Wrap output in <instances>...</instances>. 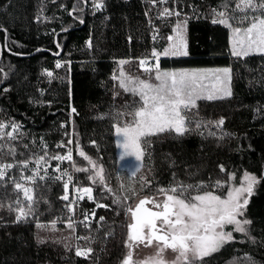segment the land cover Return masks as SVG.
I'll return each mask as SVG.
<instances>
[{
  "label": "trees",
  "instance_id": "obj_1",
  "mask_svg": "<svg viewBox=\"0 0 264 264\" xmlns=\"http://www.w3.org/2000/svg\"><path fill=\"white\" fill-rule=\"evenodd\" d=\"M89 1L0 0V129L10 133L15 127L0 144V162L57 155L58 143H73L80 182L95 195L78 207V217L94 211L105 218L104 226L82 231L86 241L81 247L93 253L76 257L72 243L67 249L36 238L38 224L62 216L63 186H28L31 204L21 196L24 186H0V264H122L128 259L130 231L142 222L131 216L135 197L169 192L188 203L205 193L223 197L245 174L259 184L253 200L264 188V55L232 54L229 29L213 22L229 0H98L96 10ZM252 4L264 14V0ZM255 6L248 5L254 19ZM166 8L192 16L183 57L162 56L173 30L160 17ZM251 22L232 26L247 29ZM37 50L43 51L28 58L14 55ZM155 55L161 57L162 71L230 69L232 96L200 100L185 110L181 136L166 132L145 138L140 184L121 185L115 128L131 120L140 103L117 93L115 76L119 62ZM251 213L248 241L230 242L220 255L188 258L183 264H264V207Z\"/></svg>",
  "mask_w": 264,
  "mask_h": 264
},
{
  "label": "rangeland",
  "instance_id": "obj_2",
  "mask_svg": "<svg viewBox=\"0 0 264 264\" xmlns=\"http://www.w3.org/2000/svg\"><path fill=\"white\" fill-rule=\"evenodd\" d=\"M97 2L98 0L89 1L92 9H98ZM232 2H234L233 5ZM250 4L255 6L252 0H229L221 5V9L213 20L214 23L229 29L231 51L234 56L264 55V14L259 7L255 6L254 11L257 16L254 19L248 10ZM226 9L231 10L226 13L224 12ZM240 13H243L242 19ZM160 17L167 19L166 22L173 25L172 34L167 39L162 56L168 58L185 56L187 54L185 27L192 16L185 13L184 9L180 12L177 9L166 8L161 11ZM247 21H252L247 29L232 26V22L244 26ZM160 59L159 55H155L148 60L119 62L115 76L117 93L138 98L140 103L132 119L124 121L125 124L115 128L117 171L121 185H125L127 181L140 182L138 176L143 170L142 141L145 138L166 132L181 136L185 133L183 117L185 110L195 108L200 100L215 101L232 96L230 69L162 71L159 68ZM57 65L61 66L62 62H58ZM6 129H0V144L5 136L13 134L15 127L10 133H2ZM39 156L38 158L31 156L27 161H18L17 164L52 162L55 154L50 152ZM73 166L76 184L91 190L89 185L82 186L80 182L76 159ZM4 185L6 184L0 186ZM258 188L259 184L255 176L245 174L238 184L231 185L223 197L214 193H205L188 203L182 197L169 192L166 193L167 195L159 196L161 204L165 205L162 216L167 215L168 220L157 221L156 227L167 231L168 234L190 233L192 238L185 241L184 247L180 248L174 243L168 244L157 240L152 234L153 229L150 225L142 223L138 229L140 234H136L135 238L130 231L131 240L129 239L127 246L128 259L122 264H183L188 258L201 259L220 255L225 245L230 242L249 240L251 211L258 212L264 207V188H261V196L253 200L257 197ZM20 191L24 201L31 204L34 199L32 189L25 187ZM94 199L95 195L88 200L94 201ZM139 199L141 198L138 196L134 198V205L139 202ZM96 205L97 209L102 207L100 204ZM24 216L25 214L19 211L18 220H23ZM62 219H65L63 214L53 223L38 224L37 240L39 242L50 240L66 245L67 249H70L72 243L76 257L89 258L93 249L88 246L81 247L86 241V235L82 231L89 233L94 229L82 228L81 225L66 226L62 223ZM131 223L134 225L133 219ZM174 223L177 224L176 227L172 226ZM60 226L66 228H60ZM138 230L132 228V233ZM89 236L93 234L90 233Z\"/></svg>",
  "mask_w": 264,
  "mask_h": 264
},
{
  "label": "built area",
  "instance_id": "obj_3",
  "mask_svg": "<svg viewBox=\"0 0 264 264\" xmlns=\"http://www.w3.org/2000/svg\"><path fill=\"white\" fill-rule=\"evenodd\" d=\"M55 150L58 154L54 156L52 162L22 164L0 162V185L6 184L20 188V186L28 187L46 183L60 184L63 186V192L59 200L62 205V214L65 217L62 223L76 227L81 225L82 228H93L94 226L101 228L105 218L97 217L94 211L83 218L78 217V207L94 197V193L92 188L90 190L78 186L75 182L73 143L71 145L64 142L58 143Z\"/></svg>",
  "mask_w": 264,
  "mask_h": 264
},
{
  "label": "flooded vegetation",
  "instance_id": "obj_4",
  "mask_svg": "<svg viewBox=\"0 0 264 264\" xmlns=\"http://www.w3.org/2000/svg\"><path fill=\"white\" fill-rule=\"evenodd\" d=\"M161 200H159V197H152V198H144L139 200V202L133 207L134 210L131 213L132 217L140 218L142 219L141 224H148L150 225L151 229H153L152 234L154 238H156L159 241L167 242L168 244H173L176 246H179L180 248L184 247L185 241L192 238V235L190 233L186 234H168L167 231H163L156 227L157 221L159 220H165L167 221V215L162 216L165 211L163 209L165 208V205H162ZM172 226L176 227L177 224H172ZM140 229L138 227L135 230ZM133 237L137 234H140V230L132 233ZM135 238V237H134ZM131 240V238H130Z\"/></svg>",
  "mask_w": 264,
  "mask_h": 264
},
{
  "label": "water",
  "instance_id": "obj_5",
  "mask_svg": "<svg viewBox=\"0 0 264 264\" xmlns=\"http://www.w3.org/2000/svg\"><path fill=\"white\" fill-rule=\"evenodd\" d=\"M64 32H67V31H64ZM5 48L7 49V47L5 46ZM41 51H43V50H37V51H35L34 53H32L31 55H20V54H14L16 57H21V58H28V57H32V56H34V55H36V54H38V53H40ZM2 52H3V47H1V56H0V61H1V59H2ZM57 56L59 57V56H61V51L57 54ZM3 86V84L1 85V87ZM0 87V88H1ZM138 227H140V224H139V226Z\"/></svg>",
  "mask_w": 264,
  "mask_h": 264
},
{
  "label": "crops",
  "instance_id": "obj_6",
  "mask_svg": "<svg viewBox=\"0 0 264 264\" xmlns=\"http://www.w3.org/2000/svg\"><path fill=\"white\" fill-rule=\"evenodd\" d=\"M231 46H232V42H231Z\"/></svg>",
  "mask_w": 264,
  "mask_h": 264
}]
</instances>
